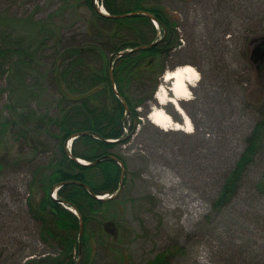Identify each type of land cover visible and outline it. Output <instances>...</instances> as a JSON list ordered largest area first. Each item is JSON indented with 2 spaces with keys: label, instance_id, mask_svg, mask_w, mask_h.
<instances>
[{
  "label": "rangeland",
  "instance_id": "rangeland-1",
  "mask_svg": "<svg viewBox=\"0 0 264 264\" xmlns=\"http://www.w3.org/2000/svg\"><path fill=\"white\" fill-rule=\"evenodd\" d=\"M149 3L177 22L178 41L143 72L154 74L129 84L134 99L153 97L137 107V119L126 116L125 139L112 149L125 160V173L116 202L89 224L94 264H147L166 250L168 264H264V189L257 187L264 151L228 205L212 202L262 118L264 61L252 51L264 38V0ZM92 24L85 0H0V45L24 46L32 55L29 63L0 65V264H47L63 253L59 242L43 238L28 198L33 188L34 201L42 199L45 166L61 158V129L48 119L62 107L54 69L65 47L98 41ZM85 58L95 69L105 62L98 51ZM184 64L199 72L190 98L181 100L193 130L162 129L148 117L152 107L166 105L155 92L170 86L167 70ZM165 109L183 124L172 103Z\"/></svg>",
  "mask_w": 264,
  "mask_h": 264
},
{
  "label": "trees",
  "instance_id": "trees-1",
  "mask_svg": "<svg viewBox=\"0 0 264 264\" xmlns=\"http://www.w3.org/2000/svg\"><path fill=\"white\" fill-rule=\"evenodd\" d=\"M95 1L85 0V3L93 15L94 32L91 35L97 37L98 41L88 46L65 47V54L54 69L62 94V107L60 115L48 119L61 129V158L48 167L45 166V173L40 179H44L40 185L44 190L42 199L34 201L33 188L28 198L30 212L43 225V238L52 237L63 249L60 257L47 264H94L97 250L89 240V224L117 200L116 197L100 198L97 195L114 194L119 189L121 163H125L112 149L118 141L125 139L126 116L137 119V107L153 97L150 94L134 99L129 84L137 77L144 79L154 74L152 71L145 74L143 72L156 66V62L178 41L177 22L157 3L151 4L150 0H98L108 13L105 14L98 9ZM137 10L151 13L157 20L159 29L151 17L142 14L115 17ZM106 30L109 31L105 34ZM110 31L112 33H108ZM128 31L134 34L128 36ZM159 32L162 37L157 43L145 49H136L140 45L153 43ZM105 35L111 40L106 39ZM102 37L105 39L102 40ZM114 38L117 40L113 41ZM13 46L0 45V65L8 62L24 64L32 60L31 51L26 47ZM129 49L133 50L128 51ZM95 51L105 59L101 69L85 63L87 54ZM107 52H111L114 57H108ZM112 61L114 65L111 64ZM113 82L117 90L114 89ZM73 136L75 138L69 151L66 141ZM263 151L264 110L261 120L247 136L245 147L226 176L220 192L212 201L215 208L228 205L236 197L249 168ZM76 158L87 163L79 162ZM60 183L64 184L58 190V200L52 196L51 191ZM257 187L264 189V179L258 182ZM60 200L67 206H74L79 216L64 207ZM80 218L85 228L81 237ZM75 250L78 251L77 260L73 254ZM171 252L172 250H166L160 253L147 264H168Z\"/></svg>",
  "mask_w": 264,
  "mask_h": 264
},
{
  "label": "bare ground",
  "instance_id": "bare-ground-1",
  "mask_svg": "<svg viewBox=\"0 0 264 264\" xmlns=\"http://www.w3.org/2000/svg\"><path fill=\"white\" fill-rule=\"evenodd\" d=\"M166 82L169 86L161 84L155 94L156 99L161 105L172 103L183 117V124L174 121L173 117L163 107L154 106L148 115L149 119L158 127L162 129H183L190 132L193 130V123L189 115L181 106L180 100L188 99L191 96V86H193L199 79V72L195 66L191 64H184L176 67L173 70H167L165 73ZM82 162H86L80 159ZM198 203L191 206L192 210H196ZM187 208V207H184Z\"/></svg>",
  "mask_w": 264,
  "mask_h": 264
},
{
  "label": "water",
  "instance_id": "water-1",
  "mask_svg": "<svg viewBox=\"0 0 264 264\" xmlns=\"http://www.w3.org/2000/svg\"><path fill=\"white\" fill-rule=\"evenodd\" d=\"M103 12V11H101ZM105 13V12H103ZM105 14H108V13H105ZM137 14H142V15H145V16H148V17H151L153 19V21H156V19L153 17V15L147 11H144V10H137V11H131V12H126V13H122V14H118V15H115V17H126V16H134V15H137ZM158 40L154 41L153 43L151 44H148V45H140L138 46L136 49H145V48H148V47H151L153 44L157 43ZM133 49H129L128 51H132ZM123 54L120 53V55ZM252 56L253 58H256L257 61L259 62H263L264 61V38L256 45V47L253 49L252 51ZM113 87L115 89V83L113 82ZM170 89V88H169ZM116 90V89H115ZM124 103H125V100H123ZM109 141H113V140H109ZM78 161H80L78 158H76ZM81 162V161H80ZM124 173H125V169L124 167H122V174H121V181H120V188L122 187L123 185V176H124ZM64 184V183H61V184H58L54 187V190L55 189H59L60 186ZM87 186V185H86ZM117 193H115L114 195H112L111 197H117ZM97 197H99L97 195ZM103 198V197H102ZM75 209V207H74ZM73 210V209H72ZM74 211V210H73ZM76 212V211H75ZM77 214V212H76ZM83 233V221H82V218H80V237Z\"/></svg>",
  "mask_w": 264,
  "mask_h": 264
},
{
  "label": "flooded vegetation",
  "instance_id": "flooded-vegetation-1",
  "mask_svg": "<svg viewBox=\"0 0 264 264\" xmlns=\"http://www.w3.org/2000/svg\"><path fill=\"white\" fill-rule=\"evenodd\" d=\"M181 104H182V102H181Z\"/></svg>",
  "mask_w": 264,
  "mask_h": 264
}]
</instances>
